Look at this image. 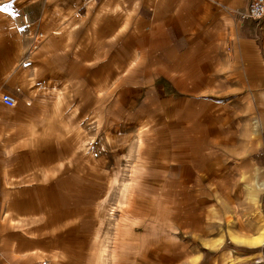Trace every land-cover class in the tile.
Instances as JSON below:
<instances>
[{
  "label": "rangeland",
  "instance_id": "rangeland-1",
  "mask_svg": "<svg viewBox=\"0 0 264 264\" xmlns=\"http://www.w3.org/2000/svg\"><path fill=\"white\" fill-rule=\"evenodd\" d=\"M41 5L42 1L0 0V15L16 10L24 16L26 6ZM5 20L0 17V91L7 79L3 71L10 68L8 58L17 54L11 67L19 72L12 84L20 94H14L13 109L0 103L4 154L26 157L47 148L42 141H66L61 147L66 149L64 163L63 155L56 159L52 155L51 171L19 172L8 198L7 221L10 224V217L13 221L7 232L17 246L13 250L38 253L27 264H53L52 256L58 258L55 264H257L251 256L243 257L252 253L262 257L258 264H264V244L249 247L264 229V188L251 200L249 185L259 181L251 179L243 166L256 164L260 180L264 176V90L257 97L245 84L235 89L228 82L226 94L205 95L203 127L190 124L182 132L177 127L168 131L169 137L186 136L191 142L216 138L218 144L192 143L185 155L177 143L172 147L176 154L168 155L162 153L170 148L161 144L162 124L154 121V92L147 83H141L148 95L143 98L144 110L138 112L134 99L121 108L117 81H100L94 88L87 74L81 81H59L57 76L49 80L44 69L39 72L33 64L40 59L43 41L35 21L28 18L26 29L20 18L18 26L6 30ZM8 43L20 48H4ZM257 116L263 126L256 129L260 145L249 152L244 128ZM81 142L87 145L80 148ZM51 148L55 153L59 147ZM169 163L171 177L165 172ZM129 184L126 220L114 243L110 226L125 208Z\"/></svg>",
  "mask_w": 264,
  "mask_h": 264
},
{
  "label": "crops",
  "instance_id": "crops-1",
  "mask_svg": "<svg viewBox=\"0 0 264 264\" xmlns=\"http://www.w3.org/2000/svg\"><path fill=\"white\" fill-rule=\"evenodd\" d=\"M26 1H42L41 6L33 9L26 6L24 10V16L35 21L36 31H41L43 37L40 44L42 54L39 60L33 62L35 68L39 72L44 69L42 72L48 75L49 80H55L53 77L57 76L59 81H81L87 74L85 77L94 88H98L100 81H117L116 96L122 103L120 107H129L131 99H134V103H138V112L146 105L143 98L148 95L145 84L141 83H147L148 90L154 92V121L157 125L159 122L162 124L160 129L164 141L161 144L170 148L162 149V153L175 155L172 147L177 143L184 147L179 153L185 155L190 152L187 147L192 143L197 146L212 142L218 144L216 138L208 140L199 137L191 139V142L186 136L178 140L169 137L171 132L168 131L177 127L180 132L189 129L190 124L196 129L203 127L201 99L205 95L213 92L226 94L228 82L234 83L232 87L235 89H242L245 84L257 97L259 90H264V18L259 22L242 18L249 0ZM87 4L91 7L87 8ZM21 13L16 10L3 12L0 15L6 19L2 22L3 28L10 30L18 26L23 16ZM4 48L18 50L20 47L8 43ZM17 59V54L8 58L10 68L3 71L7 79L1 86L0 97L6 93L13 96L20 94L16 85L12 84L15 81L13 76L19 71L11 65L16 64ZM132 82L137 84L131 87ZM149 83L153 85L148 86ZM60 96L57 92V100ZM0 103L5 108H15ZM74 114L75 111L71 113L72 116ZM262 127L259 116L245 124L244 146L249 152L260 145L256 129ZM41 145H47V148L36 150L26 157L4 154L3 145H0V264H27L30 257L38 255L35 251L27 254L13 250L17 246L13 245V234L7 232L13 218H9V224L7 214L8 198L14 192L19 172L27 175L25 171H51L52 155L55 159L63 155V163L66 160V149H61L66 141L62 144L47 140ZM51 145L59 147L55 153ZM86 145L81 142L79 147ZM171 163L165 169L169 177L172 176L168 172ZM243 166L251 179L259 181L256 186L262 190L264 176L260 180L257 165ZM131 192L129 184L124 190L125 208L119 210L118 218L110 226L114 243L126 220L124 214ZM256 233L257 228L251 238ZM225 236L230 239L235 237L231 233ZM219 243L220 240H217L214 244L217 246ZM228 253L231 255V251ZM248 256L257 264L262 261V257L253 253L243 257ZM51 261L57 263V256H52Z\"/></svg>",
  "mask_w": 264,
  "mask_h": 264
},
{
  "label": "built area",
  "instance_id": "built-area-1",
  "mask_svg": "<svg viewBox=\"0 0 264 264\" xmlns=\"http://www.w3.org/2000/svg\"><path fill=\"white\" fill-rule=\"evenodd\" d=\"M90 2V1H88ZM242 18L249 20L251 22H259L264 18V0H249L245 11L242 14ZM24 28H30V22L27 16L22 17ZM34 40L36 39L35 37ZM0 101L9 106L14 107L16 105V99L13 95L6 93L0 97ZM40 264H47L45 261H42Z\"/></svg>",
  "mask_w": 264,
  "mask_h": 264
},
{
  "label": "bare ground",
  "instance_id": "bare-ground-1",
  "mask_svg": "<svg viewBox=\"0 0 264 264\" xmlns=\"http://www.w3.org/2000/svg\"><path fill=\"white\" fill-rule=\"evenodd\" d=\"M257 187L258 186H256V185L249 187V196L251 197V200H254L256 193H258V191L261 190L259 188L257 189ZM233 238H232V240L236 241L235 238L234 239ZM263 243H264V229L261 228V230H259L258 236L253 241L251 240L249 242V245L253 246V247H255V246L259 247V246H262Z\"/></svg>",
  "mask_w": 264,
  "mask_h": 264
}]
</instances>
